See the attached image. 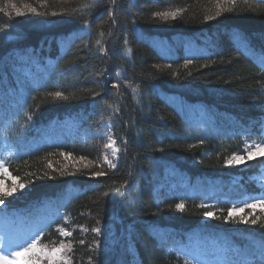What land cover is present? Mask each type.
<instances>
[{
  "label": "trees",
  "instance_id": "16d2710c",
  "mask_svg": "<svg viewBox=\"0 0 264 264\" xmlns=\"http://www.w3.org/2000/svg\"><path fill=\"white\" fill-rule=\"evenodd\" d=\"M186 38L207 52L189 55ZM18 52L34 75L16 70ZM171 95L201 107L205 129L189 125ZM55 119L77 120L75 134L56 127L60 137L44 140ZM263 123L264 0H0V124L28 150L7 160L24 184L7 209L37 219L35 206L54 199L61 215L39 241L69 231L72 264H193L168 245L194 229L264 263V214L247 216L256 224L224 219L227 200L259 190L248 178L264 157L225 164L245 138H262ZM107 127L120 147L115 164L104 160ZM181 179L178 193L170 181ZM208 189L226 199L203 206Z\"/></svg>",
  "mask_w": 264,
  "mask_h": 264
},
{
  "label": "rangeland",
  "instance_id": "374dc122",
  "mask_svg": "<svg viewBox=\"0 0 264 264\" xmlns=\"http://www.w3.org/2000/svg\"><path fill=\"white\" fill-rule=\"evenodd\" d=\"M21 14L24 13V11L20 10L19 11ZM159 39V38H158ZM156 40V44L158 48L163 51V54L166 57H170L171 54H169L168 51V41L169 39H160ZM184 48L188 52L189 55L195 56L196 54H201L204 52H207V46L206 45H196L190 38L184 39ZM168 51V52H167ZM166 52V53H165ZM15 57L19 62L16 63V70L19 72H22L24 75V78H27L29 76L34 75L35 71L32 68L33 63L29 61L28 54H22V53H16ZM37 68L41 69L40 64L36 65ZM175 99V97L173 98ZM176 101V100H175ZM178 102V101H177ZM181 107L183 106L182 104L180 105ZM183 108V107H182ZM184 109V108H183ZM185 115H186V121H189V125L194 126L197 132L198 130L197 127L199 128H204L205 125L204 123L209 119L206 115L205 112L201 109V107L197 105H191L188 106L184 109ZM183 115V113H182ZM184 116V115H183ZM185 118V116H184ZM61 125L63 126V129L67 132V134L73 135L75 134V131L77 129V121L76 120H67L62 122ZM261 131L260 135L263 138L260 139H249L245 138L243 140V146L242 149H244L245 142L248 143H253V142H260L264 140V124L260 125ZM2 127L0 126V161L4 162L5 167L8 169L6 161L10 157L14 156H20L26 151V149L21 150L17 146V141L5 134L2 133ZM106 133V153L104 155V160L108 164H115L116 159L118 157V153L120 151L119 145L116 143V140L112 136L111 130L107 127L105 130ZM59 135L55 134L53 138H57ZM111 141H114V145L112 147H109L108 145L110 144ZM251 150V149H250ZM253 151V159L249 160L247 156L245 155L244 151L236 152L238 155H245V160L241 164H225L227 168H237V167H242L247 165L249 162L262 158L258 154ZM233 155V154H232ZM230 158V157H229ZM228 158V159H229ZM8 172L11 173L8 169ZM168 174V173H167ZM169 174L167 175V177ZM11 177H15L11 174ZM0 178H3L5 180V186L7 188L12 187V180L6 176L0 175ZM17 185H19V180L17 177ZM240 176L236 175L234 177V182L236 183ZM248 180H250L251 184L253 186H256L258 189H261V191L258 192H251L248 191L245 192L242 196L236 197L234 199L227 200L226 204L229 206V208H235L238 210L243 207V203H252V197H259L261 194H264V168H262L259 172H255L250 174ZM185 179H181L178 182L175 181H170V188H175L178 193H181L180 186L184 185ZM164 187L166 185H163ZM19 188V187H17ZM159 188H162V185H159ZM217 188H220L217 185ZM74 188L73 190H75ZM14 194V193H13ZM12 194V195H13ZM213 194L212 189H208L204 193V200L202 201L203 206H213L219 199H226V196L223 195L220 198L219 197H209L210 195ZM7 198V197H6ZM36 210L43 214L45 217H56L60 216L61 213L58 211V209L54 206V200H47L44 201L41 205L36 207ZM216 209H211L208 212H212L215 214ZM220 211V210H219ZM258 212H262L264 214V211H261L259 207H257L255 210L250 209V208H243V211L239 213L240 216H250L251 215H256ZM213 216H204L202 218V223H207L209 222ZM19 215L17 211H8L6 201L4 206H0V243H2L6 249H11L12 251H15L18 249L19 246L25 245L26 243L30 242L32 238H29L24 232V228L21 224L24 222V220H21L19 224H17ZM248 218V217H247ZM66 220V218L64 217ZM237 220L239 219V216L234 217L231 220ZM19 225V226H18ZM57 229L61 230V234L63 236L62 240L58 242H54L52 244H42L38 242L39 246L41 247H47L51 249L52 247L59 246L60 243H63L65 245V250L61 254L63 257V261H60L59 264H72L73 262V257H74V251L72 249V243L69 242V238L71 235H64L63 232L67 231L61 227H57ZM70 233L69 231H67ZM202 234V237L200 236ZM190 236V237H188ZM186 236L187 240L184 243H181L179 246H168V250L174 251L178 250V253L186 258H188L190 261L195 262L196 264H236L234 258H230V261L228 260V255L230 252L236 253L237 248L233 249L230 251L228 244L224 239L222 241H219L218 238L215 237H209L208 235L204 236L203 233L197 229H195L191 235ZM204 237V238H203ZM223 237V236H221ZM219 237V238H221ZM190 239V241H189ZM246 243L249 247H257L260 249L259 243L256 242L253 239H247L246 238ZM256 248V249H257ZM247 255V260L250 262H254L255 264V256L250 254L249 252L245 251ZM7 254V253H6ZM21 264H23V260L25 257H21ZM241 259L244 263V258L241 256ZM45 264H47V261H45ZM246 264V263H245Z\"/></svg>",
  "mask_w": 264,
  "mask_h": 264
},
{
  "label": "snow or ice",
  "instance_id": "6c2138e0",
  "mask_svg": "<svg viewBox=\"0 0 264 264\" xmlns=\"http://www.w3.org/2000/svg\"><path fill=\"white\" fill-rule=\"evenodd\" d=\"M13 7H15L13 5ZM35 11V9H32ZM19 14V13H17ZM157 15H174V13H157ZM56 96H62V93H56ZM114 141H111L108 145L112 147L114 145ZM251 149V150H250ZM261 157H264V140L260 142H253L248 143L245 142L244 149L242 151L245 152V155L249 160L253 159V151ZM245 155H238L234 153L226 163L229 165L233 164H241L245 160ZM0 175L6 176L12 180V187L7 188L5 186V180L0 178V206L5 205V198L11 196L13 193L17 191V187L20 189L24 188V184L17 185V181L15 177H11V173L8 172V169L5 167L4 162L0 161ZM97 175H100L97 173ZM252 203H243V207L240 209H236L235 206L233 208L228 209L227 216L224 217L225 220L233 219L236 216H239L240 221L244 223H251L256 224L258 218H253L249 220L247 216H240L239 213L243 211V208H250L255 210L257 207L264 211V194H261L259 197H252ZM177 208L183 209V204L176 205ZM205 216H213L214 213L212 212H205ZM251 215V213H249ZM264 227V224L261 225ZM94 231L99 232L100 229L96 228ZM64 235H71L67 231L63 232ZM42 234H37L34 238L31 239L30 242L26 243L25 245H21L18 247L17 250L12 251L11 249H6L5 246L0 243V264H21V257H25L23 260V264H59L60 261H63L62 253L65 250V245L60 243L59 246L52 247L51 249L47 247L39 246L38 242L41 239ZM83 243V241H81ZM7 253V254H6ZM185 264H188L186 261Z\"/></svg>",
  "mask_w": 264,
  "mask_h": 264
}]
</instances>
